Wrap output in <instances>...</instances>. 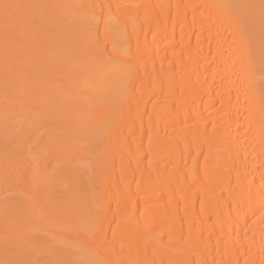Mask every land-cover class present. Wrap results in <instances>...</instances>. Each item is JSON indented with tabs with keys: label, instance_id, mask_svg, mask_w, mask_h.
Segmentation results:
<instances>
[{
	"label": "bare ground",
	"instance_id": "obj_1",
	"mask_svg": "<svg viewBox=\"0 0 264 264\" xmlns=\"http://www.w3.org/2000/svg\"><path fill=\"white\" fill-rule=\"evenodd\" d=\"M32 1L45 31L56 29L45 37L60 56L43 52L44 80L24 91L32 104H11L18 116L2 107L0 120L34 109L40 87L52 92L46 99L82 104L67 106L66 141L95 140L99 154L93 184L90 176L85 194L76 191L89 206L70 191L82 211L64 235L85 263L264 264V0ZM35 24L20 22V47L4 37L7 49L27 48ZM42 173L32 178L41 199L28 200L32 229L47 230L49 219L68 226L70 199L55 201Z\"/></svg>",
	"mask_w": 264,
	"mask_h": 264
},
{
	"label": "rangeland",
	"instance_id": "obj_2",
	"mask_svg": "<svg viewBox=\"0 0 264 264\" xmlns=\"http://www.w3.org/2000/svg\"><path fill=\"white\" fill-rule=\"evenodd\" d=\"M1 1L2 0H0V110L3 112L4 110L2 109L6 108L5 110L9 109V111H11L13 110L12 108L14 106L16 107L18 105L17 106L18 108L16 109L22 112V110H24L23 109L24 107L23 108L20 107L19 106L20 104L23 106L27 104L29 105L32 104L31 103L32 101L30 99L31 97L30 96H29L30 98L28 97L27 90L33 87V88H36L35 91H37L38 85L36 86L34 85L36 81H39L44 77L43 73H45L46 68H44L41 65L44 64L45 59L47 57L43 58L42 56L45 55L44 53L46 54H48V52L50 53L51 51L50 48L52 47L49 45H52L54 47L55 43L56 45L59 43L56 40L55 42L52 41L54 38L50 39L51 37H55V35L57 34L54 31L55 28H53V31H49L51 33L54 32L53 34L49 33L48 30L45 31L46 28L41 23V19L39 17L40 16L39 13H42L44 10L38 11V9H36V6L39 4L33 2L32 0H23V2H21L22 4L20 5V11L17 12V6H15L16 0H3L2 4H1ZM48 17L49 16H47V18ZM22 21L26 25H28L30 22L36 23L33 30L38 31L37 33L39 35L34 38L30 37L29 39L30 45L24 50H20L17 53H14L12 52V48L7 49L9 45L7 46L8 43L6 42L4 43L5 40L3 41V39L4 37H9V39H11L10 42L14 44L13 47L18 49L21 43V39H20L21 30L18 29V25ZM263 31H264V28H263ZM46 32L47 34H49L47 36L51 35V37H47L49 38V40L45 37ZM40 39L42 40L41 43H39ZM46 40L49 41V43ZM39 46L41 47L43 46L44 49H42ZM48 48L50 51L48 50ZM55 51L59 52L60 48H58ZM56 52H54L55 55H56ZM54 53H52L51 56H53ZM23 54L24 55L26 54V55L25 57L21 58ZM59 56H53V57L58 58ZM53 57L52 59H54ZM25 58H27L30 62L32 60L33 63L32 62L31 63L34 64V67H31L30 69L29 67H25V64H24ZM55 61L57 60L55 59ZM53 62L54 61H52L51 63L49 62V64H51L52 66L53 64H56V63L60 64L58 62L56 63H53ZM4 65H8L6 66L7 68L3 67ZM8 67L9 69H11L10 67H12L13 71H15V74L17 73V75H21V76L25 75V77L28 80L31 78L32 82L29 81L30 82L28 84L29 86H26V88H20L21 87L19 85L20 82L16 81L17 79L10 72L12 70H8ZM40 67H43L44 70L43 68L41 69ZM33 70H36V71H33ZM42 71L44 72L42 73V76L40 77L41 75L40 72ZM58 72L56 73L58 75L54 74L55 76L51 75V77L54 76L55 80H57L56 82L60 80V83H62L64 78L68 76L69 72L65 71L67 73L66 77L65 75L63 76L62 74H59L61 71L59 73ZM63 72L64 71H62L61 73ZM40 88L41 89H39V92L41 94L38 93V96L44 95V98H43L44 100L42 101V98L40 97L41 102H38L39 104L38 103L33 104L34 106H36L34 107V109L32 110L29 109L33 106L31 107H28L29 105L26 106L27 110L28 109L29 110L28 111L25 110L26 112L23 111L24 113L23 117L18 118V119L16 115L18 116L19 112L16 111V109H14L13 110V112L15 111L14 113L18 112L16 113V115H14V113L12 114L11 113L12 111L11 112L8 111L9 115L6 112L8 118H6L7 116H5L0 120V264H86L85 263L86 258L82 257L76 251V249L72 247L71 241L64 235V233L67 231L68 232L72 231L73 227H77V228L79 227L78 225H76L75 221L79 220V217L82 211L81 209L85 208V204H86V207L89 206L87 205L88 203L84 204V202L86 201L82 202L84 205L80 201L87 199V197L84 198L85 195L83 196V194H85L84 193L85 188L83 189V187L84 185L87 186V184L89 186L88 181L91 180L90 181L91 183L92 177L95 175L94 172L96 170L94 168V162H96L95 160L98 159L97 155L99 153H98L97 148H99L100 145L97 140H96L98 142L97 145L99 146L96 145L95 140L89 139L87 141L86 140L87 138L84 140V143H83V139H80V138L76 139L78 140V143H79L78 144L77 141H71V139L73 140L74 137L70 138L71 143L70 142L68 143L67 142L68 140L66 141V139L68 138H66L67 135L65 134L68 133L69 132L68 130L71 128V125H69L70 126L69 128L68 124H72L73 116H72V113L70 112V109H67V106L70 108L82 107V104L80 103L81 104L80 106L79 102L78 101L76 102L75 100L74 102L63 101L64 103L63 102L60 103L62 99L58 97H56L57 99H55V96L53 97V99L50 98L51 96L48 97L49 99L48 98L46 99L45 96L47 97V94L48 93L52 94V92L50 91L48 92L47 90L44 91V87L43 88L40 87ZM25 89H27L26 92H24ZM37 92H36V95H37ZM51 94H48V96ZM86 94L84 93L83 95L86 96ZM105 98H107L106 95H105ZM45 100H47L48 102ZM57 100H59V102ZM57 102H58V105L60 104L59 106L61 108H59L58 106L55 107L57 105ZM66 103H68V105ZM73 103H75L76 106ZM11 104H13L14 106H11ZM40 104L45 105V106L41 105L42 106L41 107L39 106ZM83 107H84V104H83ZM63 112L64 114H62ZM11 117L12 119H10ZM15 118H16V121L18 120L17 123L15 121ZM65 118L68 120V123ZM11 120H13V122L15 123L13 124ZM63 122L66 123V125ZM66 142L68 144H66ZM67 145H70L71 147L74 145H77V148L74 147L75 148L73 149L74 151L72 150L73 147L71 148L73 153H75L76 150H77L76 152H78V150L80 151V148H78V146H81V145L86 146V152L83 153V155L81 154V152H79V154L78 153L73 154L72 152L68 153L70 148L67 151V149H65V147L67 148ZM59 149L62 152L59 153L60 151ZM42 151L46 152L47 155H45V153L43 154ZM65 151L68 153V155L66 154ZM44 155L46 157H44ZM43 158H46L44 159L45 160L44 162H42ZM80 158L81 159L84 158L85 160L84 159L80 160ZM91 167H93V169ZM44 168H46L47 170L46 169L44 170ZM43 170L45 172L46 171L49 172L50 173L49 176L48 174L45 176ZM40 172L44 174L46 179L47 177H50L48 179L51 181L50 185L51 187H53V190L55 192L54 195L56 196V198L55 197L53 198L55 201L61 203L65 200L70 199L68 202H65L66 204L63 202L65 205L61 203L63 205L62 208L63 207L67 208V206L69 205H72L69 207H72L73 209L74 207H76L74 211L72 210V208L68 207L69 211L66 210L68 212H65V213L66 214L69 213V214L64 216V218L66 217V219L68 218V220L69 218L70 219L74 218L73 220L74 223L71 219L70 224L66 226L62 224V221L59 222L60 220L57 221L59 222L58 224V223H55L54 219H52V221H50L51 219H49L47 223L49 224L50 227L46 228L47 230H38V229L33 230L32 229V226L34 225L33 220H32L34 218V215H33L32 205H30V202L28 200L35 198V197L38 198L39 200L41 199L40 196H42L41 195L42 186L39 187V185L37 186V184L35 183L38 190L41 189L40 190L41 194H40L39 192H37L38 191L36 190L37 188H35V185L33 183L34 179H32L33 177H36L37 179L39 175L41 174ZM92 173H93V176H91ZM34 175H38V176H34ZM89 177L91 178L90 180L87 179ZM40 180H38L39 184L41 182ZM35 182H37V180ZM92 184L93 183H91V185ZM68 187L71 190H68L69 189ZM55 189H57V191H55ZM77 190H80L81 193L83 192L81 196L84 199L80 198L79 196L80 194L78 193L79 191L76 192ZM70 191L73 192V194L76 192V195L78 194L79 199L75 197L74 196L75 194H74L73 195L74 198H72L73 199L72 200L70 197V193H71ZM87 194L89 195L88 192ZM77 199L79 200L78 201L79 205H81L82 208L77 203H76L77 206L75 203H73V201L75 202V200ZM67 203H69V205H67ZM60 206L58 208H60ZM78 209H79V212L77 211L78 213L77 214L75 212ZM62 211H65V210L62 209ZM91 224L89 225L91 226ZM86 226H83V228H85ZM35 227L36 226H34L33 228Z\"/></svg>",
	"mask_w": 264,
	"mask_h": 264
}]
</instances>
